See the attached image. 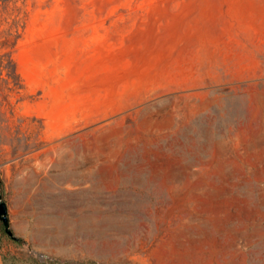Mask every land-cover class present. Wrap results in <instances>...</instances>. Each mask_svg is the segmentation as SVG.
<instances>
[{"label":"rangeland","instance_id":"obj_1","mask_svg":"<svg viewBox=\"0 0 264 264\" xmlns=\"http://www.w3.org/2000/svg\"><path fill=\"white\" fill-rule=\"evenodd\" d=\"M1 198L0 264H264V0L1 3Z\"/></svg>","mask_w":264,"mask_h":264},{"label":"trees","instance_id":"obj_2","mask_svg":"<svg viewBox=\"0 0 264 264\" xmlns=\"http://www.w3.org/2000/svg\"><path fill=\"white\" fill-rule=\"evenodd\" d=\"M10 0H0L1 3L9 2ZM18 74L17 68H15L14 74ZM13 75V73H10ZM15 76V75H13ZM4 235H7L5 228L3 227ZM0 247H2V243L0 242ZM3 260L5 264H105L101 263L96 259H85V260H71V259H52V258H45L41 259L36 255H29L27 256H20L13 253H4Z\"/></svg>","mask_w":264,"mask_h":264},{"label":"water","instance_id":"obj_3","mask_svg":"<svg viewBox=\"0 0 264 264\" xmlns=\"http://www.w3.org/2000/svg\"><path fill=\"white\" fill-rule=\"evenodd\" d=\"M0 219L3 222L5 231L13 238L20 240V237L14 234V231L11 226L8 204L3 198L0 199Z\"/></svg>","mask_w":264,"mask_h":264}]
</instances>
